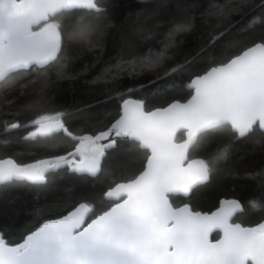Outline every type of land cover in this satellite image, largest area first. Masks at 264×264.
Returning a JSON list of instances; mask_svg holds the SVG:
<instances>
[{
  "label": "snow or ice",
  "instance_id": "snow-or-ice-1",
  "mask_svg": "<svg viewBox=\"0 0 264 264\" xmlns=\"http://www.w3.org/2000/svg\"><path fill=\"white\" fill-rule=\"evenodd\" d=\"M260 6L264 8V0ZM219 8L209 12L219 23L227 21L233 11H245L244 5ZM103 11L99 0H0V86L33 66L39 74L23 87L46 85L43 69L66 46L65 35L86 38L91 14ZM58 14L65 15L64 22L54 19ZM259 19L253 17L249 24ZM230 27L226 25L203 47L214 46ZM189 29L186 24L176 26V31ZM173 43L165 44L157 60L122 63L105 79L115 86L121 74L135 76L155 67ZM187 63L166 75L184 69ZM160 79L147 82L156 85L150 87V95H164L177 84H159ZM182 87L188 90L184 98L160 106L134 96L135 88L117 92L115 116L92 122L95 130L91 131L74 130L64 111H42L28 123L7 125L5 130H26L25 139L66 137L73 145L63 154L31 162L0 158V185L43 184L62 169L97 177L110 151L122 145L137 150L133 159H142L139 166H126L122 178L103 192L108 201L103 208L81 202L59 218L43 220L19 241L0 233V264H264V221L237 222L234 217L244 211L239 200H223L210 212L196 210L189 203L176 204L207 182L212 166L227 157L230 145L210 159L191 158L192 148L203 143L204 134L228 130L240 139L264 131V37L227 59L211 61ZM31 95L42 107L48 102L42 87L33 89ZM248 206L264 209V203L256 199L248 201Z\"/></svg>",
  "mask_w": 264,
  "mask_h": 264
},
{
  "label": "trees",
  "instance_id": "trees-1",
  "mask_svg": "<svg viewBox=\"0 0 264 264\" xmlns=\"http://www.w3.org/2000/svg\"><path fill=\"white\" fill-rule=\"evenodd\" d=\"M99 2L105 11L91 14L86 38L72 39L65 35L66 46L43 69L46 85L33 83L23 87L39 74L40 70L33 66L0 86V158L31 162L72 149L73 142L66 137L55 141L29 140L24 138L26 130H5L12 122L28 123L42 111H64L66 122L74 130H95L92 122H106L118 111L117 92L135 88L133 95L144 96L150 106L182 99L188 91L182 85L205 65L227 59L243 46L264 37L261 0ZM220 5H226L229 10L244 5L245 11H233L227 21L219 23L209 12H218ZM253 17L260 19L250 25ZM54 19L64 22L66 17L58 14ZM178 24L190 25L189 31H176ZM228 24L231 27L226 36L214 46L203 47ZM170 40L174 43L155 67H147L135 76L121 74L115 86L110 79H105L122 63L147 64L157 60ZM186 61L184 69L166 75ZM157 77H161L159 84L169 81L177 84L164 95H150V87L156 85L149 86L147 82ZM141 84L143 88L139 87ZM40 87L48 101L43 107L31 95L33 89ZM202 141L192 148L191 158L210 159L218 149L230 145L227 157L212 166L206 183L197 186L189 197L177 199L176 204L189 203L196 210L210 212L222 199H237L244 206V211L234 217L237 222L252 225L262 221L264 209L251 208L248 201L256 199L264 203V132L256 130L244 138L234 139L228 130H212L204 134ZM136 151L123 145L111 150L104 170L94 178L62 169L50 174L43 184L0 185V233L11 241H19L43 220L59 218L81 202L103 208L108 203L103 197L108 186L122 178L126 166H139L142 158L133 159Z\"/></svg>",
  "mask_w": 264,
  "mask_h": 264
},
{
  "label": "water",
  "instance_id": "water-1",
  "mask_svg": "<svg viewBox=\"0 0 264 264\" xmlns=\"http://www.w3.org/2000/svg\"><path fill=\"white\" fill-rule=\"evenodd\" d=\"M50 63H51V62H50ZM259 131H260V130H259ZM261 132H264V131H261ZM196 159H198V158H196ZM74 174H75V173H74ZM77 175H81V174H77ZM85 176H87V175H85ZM87 177H89V178H93V177H90V176H87ZM205 183H206V182H205ZM203 184H204V183H203ZM201 185H202V184H201ZM182 198H186V197H182ZM223 200H226V199H222V200H220L219 203H218L217 208L219 207L220 202L223 201ZM217 208H216V209H217ZM216 209H215V210H216ZM71 210H72V209H71ZM215 210H213V211H215ZM66 214H67V213H66ZM64 215H65V214H64ZM262 221H264V219H263Z\"/></svg>",
  "mask_w": 264,
  "mask_h": 264
},
{
  "label": "flooded vegetation",
  "instance_id": "flooded-vegetation-1",
  "mask_svg": "<svg viewBox=\"0 0 264 264\" xmlns=\"http://www.w3.org/2000/svg\"><path fill=\"white\" fill-rule=\"evenodd\" d=\"M93 178H94V177H93ZM218 203H219V202H218ZM181 206H182V205H181ZM217 206H218V204H217ZM217 206H216V208H217ZM216 208H215V209H216ZM215 209H214V210H215ZM212 211H213V210H212ZM238 214H239V213H238ZM213 234H216V233L214 232ZM216 235H217V234H216Z\"/></svg>",
  "mask_w": 264,
  "mask_h": 264
}]
</instances>
